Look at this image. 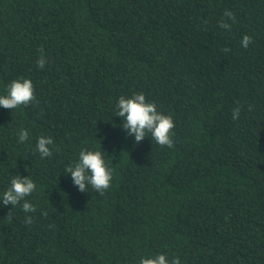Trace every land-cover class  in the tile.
<instances>
[{
  "label": "trees",
  "instance_id": "16d2710c",
  "mask_svg": "<svg viewBox=\"0 0 264 264\" xmlns=\"http://www.w3.org/2000/svg\"><path fill=\"white\" fill-rule=\"evenodd\" d=\"M20 77L35 99L0 108V192L29 176L36 210L0 207V264H264V0H0V92ZM134 92L173 118L170 147L125 139ZM100 143L110 187L79 192L64 167Z\"/></svg>",
  "mask_w": 264,
  "mask_h": 264
},
{
  "label": "clouds",
  "instance_id": "9594fccd",
  "mask_svg": "<svg viewBox=\"0 0 264 264\" xmlns=\"http://www.w3.org/2000/svg\"><path fill=\"white\" fill-rule=\"evenodd\" d=\"M224 16L231 19L232 13L225 12ZM220 28L229 29L226 22L219 24ZM252 38L244 35L240 41L241 46L247 48ZM227 51V49H225ZM38 68H43L45 59L41 57L36 61ZM34 86L31 79L20 77L10 80L0 92V108L12 111L22 105L34 101ZM115 117L120 118V129L126 140L131 139L132 144L139 145L145 138L161 146H171L172 129L174 121L170 115H165L157 109L155 103L146 99L143 92H134L129 96H120L115 102ZM239 116V109H234L232 118ZM150 134V136H149ZM17 142L24 144L30 140L29 130L21 126L17 132ZM53 140L50 136L42 135L36 138L35 152L41 159L52 155ZM105 152L98 147H82L78 156L71 164L66 165L63 174L70 179L73 187L79 192H86L91 187L103 194L110 187L112 181V168L105 159ZM36 190V184L29 176L19 174L10 178L9 185L0 192V207L11 206V210L19 205L25 213L34 212L35 205L26 197ZM26 222H31V217H25ZM137 264H181L178 256L169 257L165 253H149L147 256H140Z\"/></svg>",
  "mask_w": 264,
  "mask_h": 264
}]
</instances>
